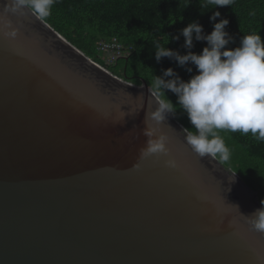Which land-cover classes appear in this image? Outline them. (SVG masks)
Wrapping results in <instances>:
<instances>
[{"label": "water", "instance_id": "water-1", "mask_svg": "<svg viewBox=\"0 0 264 264\" xmlns=\"http://www.w3.org/2000/svg\"><path fill=\"white\" fill-rule=\"evenodd\" d=\"M12 19L17 37L0 34V264H261L264 234L240 214L262 207L258 191L193 153L172 114L158 130L170 153L141 160L150 85L46 21Z\"/></svg>", "mask_w": 264, "mask_h": 264}, {"label": "clouds", "instance_id": "clouds-1", "mask_svg": "<svg viewBox=\"0 0 264 264\" xmlns=\"http://www.w3.org/2000/svg\"><path fill=\"white\" fill-rule=\"evenodd\" d=\"M199 2L203 14L212 8L232 6L235 0ZM56 3L57 0H0V34L15 39L18 28L12 18L32 17L45 21ZM250 15L255 16V11ZM220 16V11L216 10L209 17L213 22L210 33L205 34L203 25L197 20L181 29L183 47L188 50L185 54L166 47L159 40L154 42L157 62L168 57L189 73L193 72L190 65L197 71L188 80L182 79L171 67L164 69L162 75H154L149 87L154 107L145 112L143 135L147 139L140 151L141 160L170 153L168 137L158 134V130L169 114L175 115L177 108L187 114L195 129L194 132L188 128L182 131L185 143L200 158L209 157L221 164L231 160L232 150L221 132L250 134L257 142H264V39L259 32H251L241 37L238 46L227 47L234 42V37L226 30L229 20H217ZM173 39L178 40L179 35ZM194 40L206 41L199 53L192 51ZM166 91L176 95V104L168 98ZM176 163L174 158L165 160L169 167H175ZM139 167L137 164L135 168ZM234 182L235 173L229 181L228 191ZM260 203L262 207L248 215L240 212L239 205H232L239 210L249 230L264 234V199ZM260 262L264 264V257Z\"/></svg>", "mask_w": 264, "mask_h": 264}, {"label": "trees", "instance_id": "trees-1", "mask_svg": "<svg viewBox=\"0 0 264 264\" xmlns=\"http://www.w3.org/2000/svg\"><path fill=\"white\" fill-rule=\"evenodd\" d=\"M216 10L221 13L217 20H229L226 30L234 37V42L227 47L238 46L241 37L251 32H259L264 39V0H235L232 6L212 8L203 14L199 0H57L51 16L45 21L115 75L135 84L145 80L150 85L154 75H162L169 67L184 80L196 73L194 65H190L193 72L189 73L168 57L157 62L154 42L159 40L166 47L185 54L188 50L183 47L181 29L197 20L203 25L205 34L210 33L213 22L209 17ZM252 11L255 16L250 15ZM176 35H179L178 40L173 39ZM114 40L122 46L123 54L128 53L108 63L107 56H102L98 50V44ZM204 46L206 41L194 40L192 51L199 53ZM166 95L176 104L175 94L166 91ZM174 116L185 128L195 131L183 110L177 108ZM220 135L232 150L231 160L224 165L258 191L261 201L264 199V142L239 132H221Z\"/></svg>", "mask_w": 264, "mask_h": 264}, {"label": "built area", "instance_id": "built-area-1", "mask_svg": "<svg viewBox=\"0 0 264 264\" xmlns=\"http://www.w3.org/2000/svg\"><path fill=\"white\" fill-rule=\"evenodd\" d=\"M98 50L107 56L108 63H111L116 57H124L128 53L125 51L126 54H123V48L116 40L112 42H99Z\"/></svg>", "mask_w": 264, "mask_h": 264}, {"label": "rangeland", "instance_id": "rangeland-1", "mask_svg": "<svg viewBox=\"0 0 264 264\" xmlns=\"http://www.w3.org/2000/svg\"><path fill=\"white\" fill-rule=\"evenodd\" d=\"M102 56H104L103 54H102ZM106 58V57H105ZM104 60V59H103ZM107 62H109L108 60H107Z\"/></svg>", "mask_w": 264, "mask_h": 264}]
</instances>
